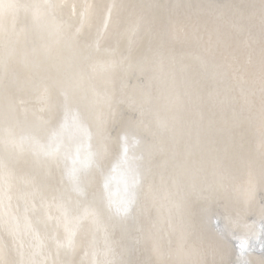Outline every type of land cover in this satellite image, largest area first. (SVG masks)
<instances>
[{
	"label": "bare ground",
	"instance_id": "6f19581e",
	"mask_svg": "<svg viewBox=\"0 0 264 264\" xmlns=\"http://www.w3.org/2000/svg\"><path fill=\"white\" fill-rule=\"evenodd\" d=\"M262 226L264 0H0V264H264Z\"/></svg>",
	"mask_w": 264,
	"mask_h": 264
},
{
	"label": "snow or ice",
	"instance_id": "6c2138e0",
	"mask_svg": "<svg viewBox=\"0 0 264 264\" xmlns=\"http://www.w3.org/2000/svg\"><path fill=\"white\" fill-rule=\"evenodd\" d=\"M124 154L127 155V147L124 148ZM261 231L264 232V226H262ZM238 247H239L241 253H243L246 250V248L248 247L247 239L241 238L239 241ZM242 264H247V262L242 261Z\"/></svg>",
	"mask_w": 264,
	"mask_h": 264
}]
</instances>
